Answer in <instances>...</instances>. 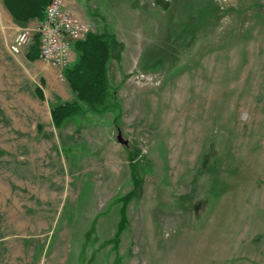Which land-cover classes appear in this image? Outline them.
<instances>
[{
    "label": "rangeland",
    "instance_id": "obj_1",
    "mask_svg": "<svg viewBox=\"0 0 264 264\" xmlns=\"http://www.w3.org/2000/svg\"><path fill=\"white\" fill-rule=\"evenodd\" d=\"M62 2L113 108L56 129L74 94L0 0V264H264V0Z\"/></svg>",
    "mask_w": 264,
    "mask_h": 264
},
{
    "label": "trees",
    "instance_id": "obj_2",
    "mask_svg": "<svg viewBox=\"0 0 264 264\" xmlns=\"http://www.w3.org/2000/svg\"><path fill=\"white\" fill-rule=\"evenodd\" d=\"M52 0H3L13 20L20 25L30 20L43 21L47 6ZM40 40L36 34L26 54L29 62L40 59ZM73 48L78 53L75 63L63 70V79L75 99L52 108L51 117L56 129L75 116H82L85 107L102 116L113 106L110 102L109 64L113 54V41L106 33L91 32L84 41L76 42ZM41 94V93H40Z\"/></svg>",
    "mask_w": 264,
    "mask_h": 264
},
{
    "label": "built area",
    "instance_id": "obj_3",
    "mask_svg": "<svg viewBox=\"0 0 264 264\" xmlns=\"http://www.w3.org/2000/svg\"><path fill=\"white\" fill-rule=\"evenodd\" d=\"M92 26L80 19L71 9H66L61 0H52L47 6L43 21L39 22L34 33L20 32L10 47L11 52L19 54L30 46L39 36L40 59L59 69L63 78V70L71 65V50L76 42L84 41Z\"/></svg>",
    "mask_w": 264,
    "mask_h": 264
},
{
    "label": "crops",
    "instance_id": "obj_4",
    "mask_svg": "<svg viewBox=\"0 0 264 264\" xmlns=\"http://www.w3.org/2000/svg\"><path fill=\"white\" fill-rule=\"evenodd\" d=\"M62 1V0H61ZM2 3H3V10H4V12H6V14H7V16L10 18V20H11V22L14 24V26H16L17 27V29H18V34L20 33V32H22V31H30L31 29H34V28H30L29 26L30 25H36V28H37V25L39 24V22L37 21V20H30L27 24H25V25H20V24H17L14 20H13V18H12V16H11V14L9 13V11L7 10V8L5 7V5H4V2H3V0H2ZM35 30V29H34ZM17 34V35H18ZM35 62H40V64H41V62H42V60L41 59H39V60H37V61H35Z\"/></svg>",
    "mask_w": 264,
    "mask_h": 264
},
{
    "label": "water",
    "instance_id": "obj_5",
    "mask_svg": "<svg viewBox=\"0 0 264 264\" xmlns=\"http://www.w3.org/2000/svg\"><path fill=\"white\" fill-rule=\"evenodd\" d=\"M118 138H119V141L122 142V139H121V133H120V132H119V136H118Z\"/></svg>",
    "mask_w": 264,
    "mask_h": 264
}]
</instances>
